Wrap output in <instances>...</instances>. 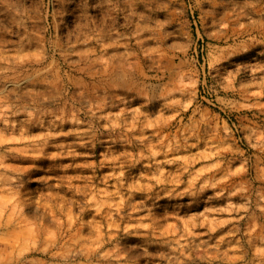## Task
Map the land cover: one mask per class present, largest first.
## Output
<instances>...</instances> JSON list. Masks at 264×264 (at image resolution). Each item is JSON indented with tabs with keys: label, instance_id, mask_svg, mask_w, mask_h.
<instances>
[{
	"label": "rangeland",
	"instance_id": "374dc122",
	"mask_svg": "<svg viewBox=\"0 0 264 264\" xmlns=\"http://www.w3.org/2000/svg\"><path fill=\"white\" fill-rule=\"evenodd\" d=\"M0 264H264V0H0Z\"/></svg>",
	"mask_w": 264,
	"mask_h": 264
}]
</instances>
